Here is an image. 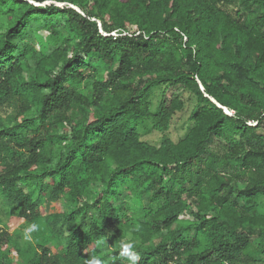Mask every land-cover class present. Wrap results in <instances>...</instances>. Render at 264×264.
Segmentation results:
<instances>
[{
	"label": "trees",
	"instance_id": "1",
	"mask_svg": "<svg viewBox=\"0 0 264 264\" xmlns=\"http://www.w3.org/2000/svg\"><path fill=\"white\" fill-rule=\"evenodd\" d=\"M124 244L264 264V0H0V264Z\"/></svg>",
	"mask_w": 264,
	"mask_h": 264
},
{
	"label": "rangeland",
	"instance_id": "2",
	"mask_svg": "<svg viewBox=\"0 0 264 264\" xmlns=\"http://www.w3.org/2000/svg\"><path fill=\"white\" fill-rule=\"evenodd\" d=\"M191 104H188V106L182 110L181 112L177 113L175 115V118L172 121L171 124V135L174 139L179 138L180 136L183 135V133L186 131L187 126H188V115L190 112V106ZM143 139L152 142V143H157L159 141V133H157L156 131H152L149 134H145L143 135ZM216 143H212V147L215 146ZM55 209H57V205L51 204L49 206V210L48 211H55ZM17 223L15 221V219H11V224H10V231H13L17 228ZM25 229L23 231H17V234H21L22 232H25V230L30 226V224L25 223ZM31 235V233H30ZM22 243H25V240L22 238Z\"/></svg>",
	"mask_w": 264,
	"mask_h": 264
},
{
	"label": "clouds",
	"instance_id": "3",
	"mask_svg": "<svg viewBox=\"0 0 264 264\" xmlns=\"http://www.w3.org/2000/svg\"><path fill=\"white\" fill-rule=\"evenodd\" d=\"M114 34V33H113ZM38 225L33 223L31 224L26 230H25V235H24V239L25 240H30V233L32 232H35L38 230ZM132 247L131 244H124L122 245V250H121V253L120 255L121 256H124V257H127L130 261H131V264H135V262L137 261L138 257L135 256V255H130L129 253V249ZM88 264H99L98 261L96 260H92V261H89Z\"/></svg>",
	"mask_w": 264,
	"mask_h": 264
}]
</instances>
